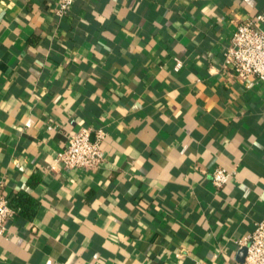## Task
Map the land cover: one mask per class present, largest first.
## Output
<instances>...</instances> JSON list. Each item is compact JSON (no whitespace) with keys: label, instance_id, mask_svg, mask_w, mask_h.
I'll list each match as a JSON object with an SVG mask.
<instances>
[{"label":"crops","instance_id":"obj_1","mask_svg":"<svg viewBox=\"0 0 264 264\" xmlns=\"http://www.w3.org/2000/svg\"><path fill=\"white\" fill-rule=\"evenodd\" d=\"M56 3L0 0V264L241 263L264 218V83L223 60L264 0ZM83 128L102 165L55 168Z\"/></svg>","mask_w":264,"mask_h":264},{"label":"built area","instance_id":"obj_2","mask_svg":"<svg viewBox=\"0 0 264 264\" xmlns=\"http://www.w3.org/2000/svg\"><path fill=\"white\" fill-rule=\"evenodd\" d=\"M74 2L75 0H57L54 8L55 16L58 19L66 17ZM262 19L258 16L239 24L224 52L223 68L243 82L256 78L264 83ZM90 136L91 132L86 128L70 136L65 150L57 155L54 167L66 170H93L100 167L105 160L101 149L104 132H98L95 142L91 141ZM232 176V172L217 168L212 174V182L216 188L220 189L230 181ZM13 214L14 210L0 185V235L7 230L8 221ZM238 244L240 248L247 250L244 261L238 264H264V218L256 224L254 231Z\"/></svg>","mask_w":264,"mask_h":264},{"label":"water","instance_id":"obj_3","mask_svg":"<svg viewBox=\"0 0 264 264\" xmlns=\"http://www.w3.org/2000/svg\"><path fill=\"white\" fill-rule=\"evenodd\" d=\"M246 248H243L242 251L240 252V262H243L246 256Z\"/></svg>","mask_w":264,"mask_h":264},{"label":"trees","instance_id":"obj_4","mask_svg":"<svg viewBox=\"0 0 264 264\" xmlns=\"http://www.w3.org/2000/svg\"><path fill=\"white\" fill-rule=\"evenodd\" d=\"M24 200V199H23ZM25 201H26V199H25ZM22 203V199L21 200H19V206H20V204ZM32 203V202H31Z\"/></svg>","mask_w":264,"mask_h":264}]
</instances>
